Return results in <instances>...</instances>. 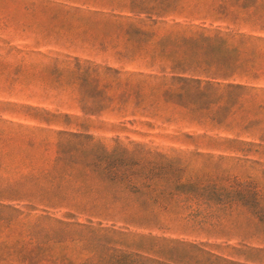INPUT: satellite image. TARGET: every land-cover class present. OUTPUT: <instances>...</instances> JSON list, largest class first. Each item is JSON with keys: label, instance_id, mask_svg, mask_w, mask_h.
<instances>
[{"label": "rangeland", "instance_id": "1", "mask_svg": "<svg viewBox=\"0 0 264 264\" xmlns=\"http://www.w3.org/2000/svg\"><path fill=\"white\" fill-rule=\"evenodd\" d=\"M109 1L0 20V264H264L262 42Z\"/></svg>", "mask_w": 264, "mask_h": 264}, {"label": "trees", "instance_id": "2", "mask_svg": "<svg viewBox=\"0 0 264 264\" xmlns=\"http://www.w3.org/2000/svg\"><path fill=\"white\" fill-rule=\"evenodd\" d=\"M165 2L168 0H164ZM181 12L185 10L186 0H180ZM206 0H195V4H202ZM213 7L208 9V12H205V16L215 15L217 14V19L222 20H232L233 23H238L244 26H247L252 29V34L244 35L247 39L245 41V46L242 47L244 51L248 50L249 45H251L250 40H256L262 42V46L258 47L257 43L252 44L255 56H263L264 55V0H213ZM79 3L85 5V8H75L72 10H57L62 11L65 14L68 13H81L86 12L90 15H109V16H121L120 14H116L115 8L113 7V2L107 0H79ZM235 7L236 9H242L245 12H239L238 10H232ZM130 11L133 12L132 7ZM108 10V11H107ZM142 13H146L142 8L137 10V15ZM221 182L227 183V178H221ZM236 186H242L239 183H235ZM197 205L196 208L200 207L202 203L196 199H192L186 197L182 199L183 204L186 206L187 203H191ZM198 202V203H197ZM187 208L190 206L187 205ZM196 210V209H195Z\"/></svg>", "mask_w": 264, "mask_h": 264}, {"label": "crops", "instance_id": "3", "mask_svg": "<svg viewBox=\"0 0 264 264\" xmlns=\"http://www.w3.org/2000/svg\"><path fill=\"white\" fill-rule=\"evenodd\" d=\"M85 5L79 3V0H0V20L7 23L12 21V15L31 14L35 18L39 14H50L52 20L57 15L65 14L57 10H72L75 8H85ZM70 14V13H68Z\"/></svg>", "mask_w": 264, "mask_h": 264}]
</instances>
